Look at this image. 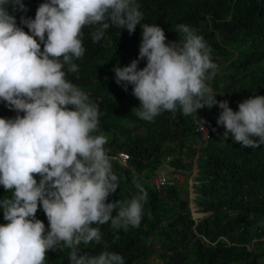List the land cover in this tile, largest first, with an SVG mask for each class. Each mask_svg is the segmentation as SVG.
Listing matches in <instances>:
<instances>
[{
  "label": "trees",
  "instance_id": "1",
  "mask_svg": "<svg viewBox=\"0 0 264 264\" xmlns=\"http://www.w3.org/2000/svg\"><path fill=\"white\" fill-rule=\"evenodd\" d=\"M6 27L0 264H264V0H0ZM37 61L74 65L70 94L34 83ZM127 67L147 103L127 100ZM39 93L69 94L68 114L45 118ZM167 158L185 180L158 190Z\"/></svg>",
  "mask_w": 264,
  "mask_h": 264
},
{
  "label": "clouds",
  "instance_id": "2",
  "mask_svg": "<svg viewBox=\"0 0 264 264\" xmlns=\"http://www.w3.org/2000/svg\"><path fill=\"white\" fill-rule=\"evenodd\" d=\"M63 37L68 40H75L79 37L78 31L71 25L67 27L65 30ZM17 49V40H16V33L11 27H6L0 30V108L4 110L11 111L14 107V101H11L8 92L5 90V82L8 81V78L13 73L10 68L7 67L5 61L10 57L13 56ZM54 63H46L43 64L42 62L37 61L32 66V72L38 71L40 79L35 80L34 83L39 85H44L42 87H60L64 86L69 90V94L74 87L73 84V66H68L62 61H53ZM131 65V63H130ZM134 76L133 71L127 67L123 72L121 79L127 81L129 84V90L126 91L127 100L134 102L137 105H142L146 102V99L142 92L137 88L141 83H145L144 80L141 78H133ZM135 84V85H134ZM146 87H149L146 84ZM145 92V89H144ZM62 95H55L51 94L45 96L42 93H39L38 97H44L42 101V107L45 108L44 116L45 118L55 119L56 121H61L60 119L69 112L68 106V99L67 97ZM163 96L157 98L158 102L163 101ZM198 103L197 101H193L191 104L186 105V114L190 116V119L193 120L194 123V133L196 134L199 143H205L209 136L211 130L214 126L207 120L206 117H199L196 111L199 108V105H195ZM178 105V104H177ZM1 139V136H0ZM3 145V141H0ZM120 153L126 154L127 158L125 161L121 160ZM96 156H92V160H94ZM118 158L122 163H127L129 159L128 153L125 151L120 150L118 152ZM169 158L163 161L159 167L157 168L155 175L152 177L151 181L153 186L160 190L164 185H173V184H183L185 180V175L175 167L171 166L169 163ZM63 165V161L58 156L51 157L45 164L41 165L38 169L40 172L46 171L51 167ZM170 172V175L166 173V171ZM197 169L193 168L192 173L188 177L189 183V196L194 198L193 195V183L194 177L196 176ZM183 181V182H182ZM28 204V203H27ZM29 205V204H28ZM27 206V205H26ZM190 210L193 213L194 203L189 201ZM9 236V233L7 234ZM17 243L25 244L26 238H16ZM73 240L70 242L72 245ZM16 248H21V245H14ZM42 257L40 254L34 255L31 251L23 250L19 252L17 259H22L25 264H30L34 262L37 258Z\"/></svg>",
  "mask_w": 264,
  "mask_h": 264
},
{
  "label": "built area",
  "instance_id": "3",
  "mask_svg": "<svg viewBox=\"0 0 264 264\" xmlns=\"http://www.w3.org/2000/svg\"><path fill=\"white\" fill-rule=\"evenodd\" d=\"M120 158H121V160L125 161L126 158H127V155L123 154V153H120Z\"/></svg>",
  "mask_w": 264,
  "mask_h": 264
},
{
  "label": "rangeland",
  "instance_id": "4",
  "mask_svg": "<svg viewBox=\"0 0 264 264\" xmlns=\"http://www.w3.org/2000/svg\"><path fill=\"white\" fill-rule=\"evenodd\" d=\"M195 105H198V103H196ZM166 173L168 174V175H170V172L167 170L166 171ZM183 182V181H182ZM189 201L191 202L192 201V197L191 196H189ZM155 261H158V260H156L155 259ZM159 262V261H158ZM161 263V262H160Z\"/></svg>",
  "mask_w": 264,
  "mask_h": 264
}]
</instances>
